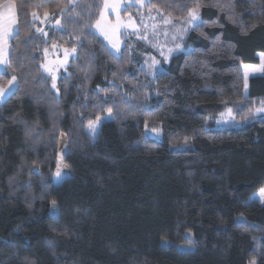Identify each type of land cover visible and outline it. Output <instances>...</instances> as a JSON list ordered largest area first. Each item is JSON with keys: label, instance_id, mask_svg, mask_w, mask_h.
I'll return each mask as SVG.
<instances>
[{"label": "trees", "instance_id": "1", "mask_svg": "<svg viewBox=\"0 0 264 264\" xmlns=\"http://www.w3.org/2000/svg\"><path fill=\"white\" fill-rule=\"evenodd\" d=\"M103 1L11 0L0 264H264V203L248 202L264 185V116L246 121L264 71L245 88L241 70L264 53V0H147L173 18L199 6L204 21L152 80L126 45L114 55L92 32ZM46 13L60 27L42 36L33 16ZM51 45L75 49L58 94L41 71ZM228 106L242 125L213 127ZM107 112L92 140L87 124ZM187 232L192 249L178 250Z\"/></svg>", "mask_w": 264, "mask_h": 264}, {"label": "rangeland", "instance_id": "2", "mask_svg": "<svg viewBox=\"0 0 264 264\" xmlns=\"http://www.w3.org/2000/svg\"><path fill=\"white\" fill-rule=\"evenodd\" d=\"M76 1L77 0H69L71 5H74ZM118 2L121 4V9L119 11L120 20L122 23L121 28L115 33L110 32L108 38H106L101 31V28L97 27V21H101L102 27L105 22L101 20V15H99V18L92 26V32L96 36L102 38L109 50L114 55H118L123 45H126L130 55H132L133 57H135V55L138 56V59H136V61L139 63L140 67L147 73L149 79H154L157 73L164 70V67L168 64L171 56L177 53L187 52L189 50L188 47H184V41L187 34L190 32V30L193 29L192 25L188 23V21L190 20V15L186 16L185 18H173L169 15L163 14L161 11L155 8H149L147 6V0H118ZM128 5L132 6L126 7L125 10V6ZM0 11H3V8H0ZM33 18L38 22V26L35 27V31L42 36L46 35V31L48 28L60 27V23H57V21L59 22V18L50 15H44L41 18L34 15ZM198 19L200 18L198 17ZM105 20L107 22L115 24L116 15L114 13H111V11L109 10V13L106 16ZM124 25L130 26L125 27ZM14 27H16V24L14 25ZM113 44H115L116 47H113ZM177 45H179V47H177ZM170 49L171 51H169ZM65 50H67L69 53L67 57H65ZM74 56L75 52L71 49L57 45H51L43 51L41 71L50 78V87L55 92V94H58L56 88L57 79L62 73H64L69 60L74 58ZM256 56V63L241 64L243 78L246 70L245 66H247V84L250 77L259 76L262 74V71H260L259 69L261 68V65L264 64V53L258 52ZM4 57L7 61L8 45L6 46ZM0 72H5L4 64H0ZM53 75L55 76V87H53ZM15 86L16 82L15 80H13V77H11L10 82L6 87H0V89L3 90V96L0 97V104L14 91ZM262 107H264V102L259 103L256 110H254V112L246 118V121L248 119H257L264 116V111H257ZM109 120H111L110 112L97 117L95 120L87 124L85 128L86 133L93 140L96 137L101 124ZM237 120L238 118L235 117L232 107L228 106L223 110V112L212 117L210 119V122L215 128L242 125V123ZM93 127H95L96 129L95 132L92 131ZM144 133L148 137H153L156 140H160V130L145 127ZM262 188H264V185L259 188L258 191L249 196L248 202H256L260 205L263 204L264 197L260 195V190ZM50 206L51 212H54L52 204ZM191 236L192 235L190 232L185 233L183 236L185 241L176 243L175 247L178 250H191L192 246L189 243ZM161 244L166 245L168 244V242L166 240H162ZM253 262L255 261H251L248 264H253Z\"/></svg>", "mask_w": 264, "mask_h": 264}, {"label": "snow or ice", "instance_id": "3", "mask_svg": "<svg viewBox=\"0 0 264 264\" xmlns=\"http://www.w3.org/2000/svg\"><path fill=\"white\" fill-rule=\"evenodd\" d=\"M129 6H132V5L125 6V10H126V7H129ZM0 8H3V11H0V64L5 65V71H6V68L9 63L5 60V57H4L6 46L10 38H14L15 35L19 34V28L14 27V25L16 24V14H15V5L11 2V0H3V3H0ZM102 8L103 10L100 13L101 20L105 22L102 27L101 21H97V27L101 28V31L103 32L105 37L108 38L110 32L115 33L122 26L120 16H119L121 4L118 2V0H104ZM109 10L111 11V13H114L116 15L115 24H112L105 20L106 16L109 13ZM45 15H47V13ZM189 15H190V20L188 21V23L192 25L193 30L200 28L204 24L203 20L198 19L199 6L194 7ZM57 23L59 22L57 21ZM124 26L127 27L130 25H124ZM113 47H116V45L113 44ZM177 47H179V45H177ZM72 51H75V49H73ZM169 51H171V49ZM68 55H69L68 51L65 50V57H67ZM245 69L246 70L244 73V78H245V87H247V77H248L247 66H245ZM259 70L264 71V64L261 65V68ZM15 79L16 78L13 77V80ZM53 87H55V76L54 75H53ZM2 96H3V90L0 89V97ZM257 111H264V107H262L261 109H258ZM92 131L93 132L96 131L95 127L92 128ZM61 163H62V158H61ZM56 176L57 178L61 177L60 164L57 165ZM260 195L264 197V188L260 190ZM52 207H53V211L58 212L57 203L54 200L52 201ZM253 264H255V262H253Z\"/></svg>", "mask_w": 264, "mask_h": 264}]
</instances>
